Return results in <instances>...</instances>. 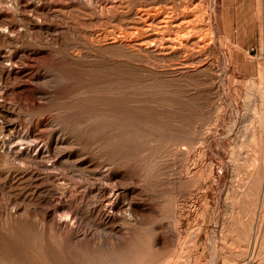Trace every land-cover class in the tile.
Masks as SVG:
<instances>
[{"label":"rangeland","instance_id":"374dc122","mask_svg":"<svg viewBox=\"0 0 264 264\" xmlns=\"http://www.w3.org/2000/svg\"><path fill=\"white\" fill-rule=\"evenodd\" d=\"M174 1L180 3L182 7V5L185 4V1H188V0H181V1L174 0ZM111 2L119 4V2H122V0H111ZM198 3H202L204 7V11L208 13V18L209 20H211L214 32H216L217 37L215 36L213 40L214 42L210 45V47L209 46L207 47V50H206L207 53L205 54L209 58V64L211 66L205 65L206 67L203 66L201 68L202 71L201 69L198 71L194 70L190 72L189 75L184 76V77L182 76V78L185 81L179 80L181 79V77L180 78L179 77L169 78L168 75H163V74L162 75L164 77L162 75H156V76L150 75L149 73L140 74L139 72L134 71L132 69L131 63L124 62L125 64H123V62L118 63L113 60H106V62L108 61L107 63L102 62L98 64V66L97 64L94 66H91L92 68L91 67L90 68L89 67L76 68L74 66H71L73 70L69 67L71 69L70 70L68 67L66 68L64 67L65 69H62V72L65 70L64 72H66L67 74L63 72L65 74L64 76V74L60 72L58 74L59 75L58 77H60L61 80L59 79V82H56L55 84L56 86H53V87L33 83L31 80V77L34 75L37 69H29V68L24 70L25 73L24 71L21 73V75L18 78L19 80L17 82L15 81V79H12L9 82L10 87H17V86L19 87V93L21 96L24 97L27 95L26 97H24V99L29 98L31 100V98H33L34 100L36 98L35 102L37 101L35 104L33 100L32 102L28 99H27L28 101L25 100L26 106H27L26 107L22 105L18 101V99L14 98L13 96H6L7 98L0 97V106H2L4 110H7L8 118L12 122L13 121L14 123L16 122L18 126L22 124L23 127H20V126L19 127L22 129H25L26 126L31 122V120L36 121L37 119H40V118L50 119L52 117L58 116L59 120L61 119L60 122L64 125L83 124L86 121L87 127H84V129H82L81 134L83 136L88 137L89 142L84 143L81 141L80 143L81 145L78 144L74 146L73 148H71L73 149L71 151L79 153L78 150H81L80 151L82 152L81 155L79 153L80 157L79 156L77 157L79 158L80 161H82L83 165H86L90 162L94 164L97 162H101L103 163V165L107 167L108 165L106 164L108 163L117 176L123 177V178L126 177L124 178V181L125 179L127 180L125 182L126 183L125 186L124 185L121 186V188L124 189V192H125L124 200L126 198L127 202H131L133 206L135 203L136 204L135 210L136 211L140 210L143 213L138 212L139 213L138 214L136 213L134 209H132V212H128L129 215L131 213V217H130L131 221L128 219H127L128 222H126L127 220L126 221L124 220L114 221L116 226H114L115 224L113 222L106 223L101 215L100 206H99V199H100V193H101L100 189L102 190V188L104 187V184H106L102 178V175L98 173L97 175L95 171H94L95 174H93L94 172L92 173L89 171L87 172V170L68 171V170H64V168H61L62 166L61 167L57 166V168L55 169V172L61 175H64V173L67 174V178L70 180V182L74 183L72 187V186L60 185L59 182H56L57 180L52 178V175L46 169L44 170L43 168L42 170V167L40 168V167L33 166L34 168L31 167L25 172L27 173L28 171L32 170L34 171L32 173L33 176L27 177L25 180H23L20 183V181H17L16 175L18 173H22L23 170L17 165L5 162L3 158L0 156V207L3 204V206L5 205L4 207L8 208L6 209L3 206H2L3 208L2 207L0 208V229H1L0 236L2 233L3 235H5V237L1 236L2 239L5 241V243L0 237V252H1L0 256L2 257V258L0 257V264H5V262L6 264H20V262L19 263L17 262L20 260H21V263L23 264H29V263L30 264H45V263L46 264H51V263L52 264L54 263L55 264H101V263L102 264H136V263L137 264H148V263L149 264H176L177 262H178L177 264H182V263L183 264H246V263L247 264H264V253H263L264 252V228H263L264 227V187H263L264 186V0H200L199 2H197V4ZM64 4L65 3H62V2L55 4L57 10L59 12L62 11L61 14L62 15L64 14V15H63L62 20H55V21L53 20V22L51 21L52 23L48 21H44V22L38 21L37 22L34 19H32V21H29L27 19V16L25 17L26 14H24L23 12L21 14L20 13L21 11H18V13H16L8 5L2 6L1 12L5 11L3 12L5 13L3 18L15 20L19 26L22 25L20 26L19 35L18 34L15 35L14 38L21 42H26V43L31 42L32 44H28V47L32 48L34 47L35 43L41 40L43 41L45 39H48L50 36L49 35L50 32L52 30H56V28H58L56 31L61 30L60 31L62 32L61 35L66 36V38H69L71 34H72L71 36H73L74 33H75L74 34L75 36L85 37V34L87 32L88 34H86V37L90 36L93 30L95 31L97 28L104 26L103 23H108V21H113V19L110 16H112V14L118 13L121 10V7L118 5L114 8H109L108 6L101 7L98 4H95L94 8L91 9V8H84L78 5L77 3H73V2L67 3L65 5ZM68 5H70V7ZM107 8H108V11H107ZM106 13H109V14H106ZM208 18H206L207 21H208ZM65 19L68 20L69 22L67 23ZM75 24L76 26L78 25V27H76ZM80 25L81 26L83 25V26L81 27ZM78 30L80 31L82 30L83 32L82 31L80 32ZM32 36H34V38ZM35 37L36 39L38 38V41L35 39ZM119 66H122V67L120 68ZM105 68L111 72H108ZM99 69H101L103 73L101 70H100L101 72H99L98 71ZM113 69L114 70L116 69L118 72L117 71L115 72ZM210 69L213 71L210 72ZM206 70H209V71H206ZM86 71L91 72V74L92 73L94 74L89 75L88 72ZM215 71L216 73H214ZM29 73L31 77H29ZM72 73L73 75H71ZM125 73H131V75L125 74ZM96 74H99V75H96ZM102 74H105V75H102ZM78 75H80L79 77L83 75V77L79 78ZM118 75H121L122 78ZM195 75L197 76L198 81L199 79H202V81L204 82L203 85L201 84L203 83L201 82V80H200L201 83L195 80L196 78ZM67 76H69L68 77L69 80H67ZM93 78H94V81H93ZM100 78L102 80L101 84L100 82H98L100 81ZM103 78L106 80H104ZM157 78L158 79L161 78V79L158 80ZM208 78H209V81H207ZM90 79L92 80L91 83L92 84L94 83L93 85L87 82ZM167 79L170 81H167ZM214 79L219 80V81H214ZM75 81L76 82L78 81V82L75 84L74 83ZM194 81H195V84H194ZM66 82L68 84H66ZM184 82H185V85H184ZM190 83H193V84H190ZM215 83L216 85L217 83L219 85L216 86ZM88 84H90V87L87 86ZM4 85L5 83L1 80V77H0V88L3 89ZM73 85H75V87H73ZM144 85L146 86L148 85V87L146 88L144 87ZM118 87H124V88L121 89ZM194 87L195 88L198 87V88L195 89ZM55 88H56V91H55ZM151 91H153L154 93L153 92L151 93ZM187 91L188 93L185 94V92ZM47 92L52 93L54 95L53 97L54 100L52 99L50 103L48 100L42 99L43 97L42 95H44ZM82 92H84L83 95H82ZM123 92L125 95H123ZM213 92H215L216 94L218 93L217 94L218 96L215 95V93ZM135 93L137 94L136 95L137 98L134 97ZM64 94L65 95L67 94L68 96L67 95L65 96ZM170 94L171 95L174 94V95L170 96ZM194 94H196V96ZM118 95L120 96L121 99L119 98ZM193 95L195 96L194 98H192ZM69 96H71V98L73 96L75 98L76 96H78L79 99L78 98L77 99L79 101L77 99H74L73 97V99L75 100L74 101L73 99L68 98ZM115 96H117L118 99ZM164 96L167 97L169 100H167V98H164ZM212 96H213V100L211 99ZM11 97L15 101L17 100L18 102L17 101L15 102ZM196 97L198 98V100ZM115 98L116 100L115 102H113ZM122 98L125 100V102L123 101ZM63 99L64 101L66 102L68 101V102L67 103L62 102ZM69 99H71L73 103L70 102L71 100ZM110 99H113V100H110ZM142 99H143V102H142ZM84 101H86V103ZM117 101L118 103L121 102L119 103L121 105L120 107ZM122 101L124 102V104L122 103ZM193 101L194 103H192ZM112 102L114 104H112ZM74 103L76 106L74 105ZM115 103L117 104V106ZM184 103H186L187 105ZM195 103L198 106L194 107ZM38 104H40V106ZM70 104L74 106H71ZM141 104H144V105H141ZM181 104H184V105H181ZM17 105H19L20 107ZM37 105L39 107H42L43 109H40ZM41 105H44V107ZM56 105H58V107ZM62 105H65V106H62ZM85 105H88V106L86 107ZM114 105L118 108H114ZM174 105L175 107H178V108H174ZM49 106L52 108H50ZM161 106H164V107L162 108ZM165 106H167L168 110ZM74 107H76L77 109ZM151 107H154V108H151ZM32 108L34 111L37 110L39 113L32 112L33 111ZM45 108L48 110L47 113L45 112ZM53 108H56V109H53ZM173 108L175 110H173ZM29 109H31V111ZM75 109H76V112H75ZM89 109H92V110L89 111L88 113L87 111ZM153 109L154 110L156 109L159 112V114L157 111H154ZM61 110L63 111L62 114H61L62 112ZM160 111H162L161 114H160ZM109 112H112V113H109ZM164 112L166 113V115ZM121 113L124 115L122 116ZM177 113L179 114L177 115ZM47 116L48 118H46ZM171 116L174 118H172ZM181 116L183 117L181 118ZM63 119H64V122H63ZM211 119H214V121ZM105 120H107L108 122H106ZM113 122H115L116 124ZM119 122L122 123V125L125 128L123 129L124 131L122 130L123 132L119 131V127H118L120 125ZM100 123H101V126H100ZM141 123L143 124V128H142ZM109 127H111L112 129H110ZM140 128L142 129L140 130ZM126 129L128 133L127 131H125ZM115 132L116 133L120 132L121 136H124L123 135L124 133H126V135L131 133V136H129V139L125 142H122V143L118 142L119 144L118 143L112 144L113 145V146L111 145L112 148L110 147V145L106 146V144L108 143V140L110 141L111 137L113 138L112 134H114ZM142 132H144L145 134ZM167 132L169 133V136L163 135V133L166 134ZM174 132H175V136L173 137L171 135H173ZM182 132H184L183 133L184 136ZM108 133H111V134H108ZM100 134L102 135L103 138L101 137ZM176 134H180V137L181 135L182 137L180 138L179 135L176 136ZM107 136L108 138L109 137L110 138L108 139ZM155 136H159L157 137L156 142L151 141L152 138H156ZM167 137H170V138H167ZM183 137L186 139V141L185 139H183ZM100 141L101 142L104 141L102 142L103 144ZM98 142H100V144H98ZM92 143L94 146L92 145ZM170 144H171V147H170ZM122 145L124 147H122ZM172 145H175L176 147ZM183 146H185L186 148ZM178 147L180 149H178ZM182 147H183V151L181 149ZM174 148L177 150H175ZM103 150L105 151V153ZM180 151H182V153ZM1 159L3 161H1ZM104 161H105V164H104ZM153 161H155V163ZM151 168L152 169L154 168V169L152 170ZM56 170L59 172H57ZM147 174L148 176H146ZM36 175H38L39 177ZM44 177H48V178L44 179ZM78 177L80 178L82 177V178L79 179ZM233 177H235V179ZM5 178L7 182L5 181ZM130 178L132 180H129ZM25 184L26 186H24ZM36 185L37 187H34ZM14 186L16 187L14 188ZM98 187H100L99 191H98ZM41 190L43 193L40 192ZM137 195H139V197H137ZM154 197L156 198L158 197L159 199L158 198L156 199ZM11 199H13L14 201ZM57 199H60V200L62 199V200L60 202V200H57ZM174 199H175V202H174ZM54 202H57V203H54ZM49 203L51 204L54 203V204L49 205ZM30 204L31 206H29ZM42 204H45V205L43 206ZM70 207L72 208L70 209ZM66 208L68 209V213L71 212L68 215H70V221L72 220L73 224L70 221H69V224H67L66 222L64 223L59 220V217H60L59 214L63 216V213L64 214L67 213ZM29 210H30V213H29ZM169 210L171 211L172 214L170 213ZM44 212L46 213L44 214ZM11 213H13L14 215ZM144 215L145 216L147 215V216L145 217ZM170 215H172L173 217H171ZM44 216L45 217L48 216V217L45 218ZM25 217L28 218V220L25 219ZM80 217H82V219ZM98 217L102 220H100ZM83 218H86V220ZM259 218L263 221H261ZM49 219H51L52 222L49 221ZM40 221L42 224L40 223ZM129 222L131 226H128L129 224L127 223ZM34 223H37V225H35ZM121 223H123L124 225ZM11 224L13 227H11ZM78 224L80 226H78ZM136 224L140 225L138 226L139 228L136 227ZM43 225L44 226L46 225L45 228L43 227ZM100 225L102 226V228ZM158 226H160V228H162L163 226V228L160 229ZM259 227H261L262 229H260ZM6 229H8V231ZM103 229L104 230L106 229L105 231L106 232L108 231V232L106 233L104 231L103 233ZM109 229H111L112 232ZM32 230L35 232V234H33ZM51 230H54V231L51 232ZM173 230L174 232L175 231L176 232L174 233ZM110 232L111 234L108 235ZM172 232L175 234V235L173 234L174 236H172L171 234ZM46 233L49 235L47 236ZM19 234L20 236H17ZM40 234H42V236L45 235V238L42 237ZM115 234L116 236L118 235L119 237L118 236L115 237ZM255 234L258 236H255ZM74 235H76L75 237L77 236L78 237L75 238L73 237ZM112 235H114V237ZM109 236H112L113 238L111 239V237ZM122 236L124 240L121 238ZM25 237L27 240L25 239ZM47 237L48 238L50 237V238L48 239ZM104 237L105 238L108 237V238L104 240L105 239ZM34 238H36L37 240H35ZM42 238H44V240ZM46 238L48 241L46 240ZM19 239L20 240L22 239V240L20 241ZM109 239H111L112 241H110ZM175 239L176 241L178 240V242H176ZM10 241H12L14 246L12 244L11 245L15 247L14 249L10 245L11 243ZM162 241H165V244ZM170 241L172 242L171 244H170ZM15 242H17V246H15L16 245ZM25 242L28 244L27 246L26 245L24 246L23 243ZM54 242H56L57 244H55ZM157 243L159 245H156ZM166 243H169L170 246ZM20 245L24 246L26 250L24 249V247H21ZM102 247L105 250H103ZM4 248H5V251L7 250V252L3 251ZM32 248L35 250H33ZM149 248L150 249L152 248V250H150ZM18 250H20V253L18 252ZM83 250L86 251V253ZM14 251L15 253H13ZM44 251L46 253H44ZM51 251L54 253H52ZM150 251H153V252H150ZM33 252L35 253V256L39 258L37 259L40 261H37V259L33 255L34 254ZM88 252H90L91 254H89ZM7 253H9V255L10 256L12 255V256L9 257ZM14 254H15V257H14ZM32 255L35 260L33 258L32 259L29 258V257H32ZM17 256L20 257V259ZM45 256L47 258L49 257V259H46ZM103 256H105V259ZM156 256L158 257L156 258ZM86 257H88V259ZM9 258L11 259L7 260ZM12 258L14 259L13 261H12ZM136 258H138L139 261ZM15 259H18V260H15ZM47 260H49L48 261L49 263L47 262ZM132 260H134V262L136 263H132L133 262ZM162 260L164 263L162 262Z\"/></svg>","mask_w":264,"mask_h":264},{"label":"bare ground","instance_id":"6f19581e","mask_svg":"<svg viewBox=\"0 0 264 264\" xmlns=\"http://www.w3.org/2000/svg\"><path fill=\"white\" fill-rule=\"evenodd\" d=\"M76 1V2H75ZM181 1V0H180ZM200 1V0H199ZM198 0H188L185 1V4L182 5L175 2L174 0H122V2H119V4L113 3L111 2V0H0V77L1 80L5 83L3 89L0 90V97H6V96H13L14 98H17L18 101L26 106V102L25 100H30L29 98L24 99V97L26 96H21L19 93V87H10L9 86V82L12 79H15V81L17 82L19 79V76L21 75V73L29 68V69H37L36 72L34 73V75L31 77L30 73H29V77H31V80L33 83L36 84H40V85H47V86H56V82H59L60 77H58L59 73L62 72V69H65L66 67H70L72 69L71 66H74L76 68L78 67H91L97 64H100L102 62H106V60H113L116 61L118 63H122L125 64L126 63H131L132 65V69L134 71L139 72L140 74L142 73H149L150 75H168L169 78L170 77H181V79L179 80H184L182 78V76H187L189 75L190 72L194 71V70H200L203 66L206 67L205 65H209V58L205 55L207 52V47L214 42V38L216 36V32H214L213 29V25L211 23V20H209L208 18V13L206 11H204V7L202 5V3H198ZM77 3L78 5L84 7V8H94L95 4H98L101 7L104 6H108L109 8H114L117 5L121 7V10L118 13L112 14V16H110L113 21H108V23H103L104 26L97 28L95 31L93 30L92 33L90 34V36L86 37V34H88L86 32L85 37H79V36H75L73 34V36L70 35L69 38H66V36H62L60 32L61 30L56 31L58 28H56V30H52L50 32V36L48 39L45 40H41L37 43L34 44V47L30 48L28 47V44H32L31 42H21L16 40L14 37L15 35H19L20 33V26L22 25H18L17 22L15 20L12 19H7V18H3L4 14L1 9L2 6L4 5H8L12 8V10H14L16 13H18V11H21L20 13L22 14V12L25 15V17L27 16V19L29 21H32V19H34L35 21H48V22H53V20H62L63 19V15L61 14V12H59L56 8L57 3ZM118 3V2H117ZM184 3V2H183ZM64 4V5H65ZM63 5V6H64ZM70 7V5H68ZM73 6V5H72ZM65 7V6H64ZM97 8V7H96ZM118 8V7H117ZM116 8V9H117ZM65 9V8H64ZM70 9V8H69ZM68 10V9H67ZM76 11V10H74ZM102 11V10H101ZM108 11V8H107ZM14 12V13H15ZM72 12V11H71ZM113 12V11H112ZM111 12V13H112ZM10 13V12H9ZM75 14V13H74ZM109 14V13H106ZM10 15V14H9ZM67 15V14H66ZM73 15V14H72ZM8 16V15H6ZM22 16V15H21ZM107 16V15H105ZM79 17V16H78ZM206 18H208V21L206 20ZM99 19V18H98ZM66 20V19H65ZM67 23L69 22L68 20H66ZM83 21V20H82ZM91 21V20H90ZM36 22V23H37ZM51 22V23H52ZM85 22V21H84ZM214 23V22H213ZM26 24V23H25ZM29 24V22H28ZM38 24V23H37ZM43 24V23H41ZM74 24V23H73ZM77 24V23H76ZM75 24V26H76ZM52 25V24H51ZM27 26V25H26ZM30 26V25H29ZM32 26V25H31ZM36 26V25H35ZM46 26V25H45ZM50 26V25H49ZM56 26V25H55ZM81 26V25H80ZM83 26V25H82ZM81 26V27H82ZM99 26V25H98ZM43 27V26H42ZM78 27V25L76 26ZM45 28V27H44ZM63 28V27H62ZM215 28V27H214ZM40 29V28H39ZM66 29V28H65ZM76 29V28H75ZM46 30V29H45ZM69 30V29H68ZM67 30V31H68ZM85 30V29H83ZM91 30V29H90ZM31 31V30H30ZM64 31V30H63ZM75 31V30H74ZM80 31V30H78ZM82 31V30H81ZM80 31V32H81ZM27 32V31H26ZM42 32V30H41ZM83 32V31H82ZM64 33V32H63ZM79 33V32H77ZM81 34V33H80ZM214 34V35H213ZM78 35V34H77ZM20 37V36H18ZM17 37V38H18ZM34 38V36H32ZM68 37V36H67ZM217 37V36H216ZM31 38V37H29ZM36 39V37H35ZM40 39V38H39ZM43 39V38H42ZM23 40V39H22ZM38 41V38L36 39ZM35 40V41H36ZM32 41V40H31ZM212 48V47H211ZM210 49V48H209ZM211 50V49H210ZM209 50V51H210ZM209 53V52H208ZM216 54V53H215ZM43 59V60H42ZM220 60V59H219ZM108 62V61H107ZM106 62V63H107ZM110 64V63H109ZM227 64V63H226ZM117 65V64H116ZM208 66V67H209ZM227 66V65H226ZM65 67V68H64ZM111 67V66H110ZM120 68L122 66H119ZM118 67V68H119ZM128 67V66H127ZM125 67V68H127ZM69 68V69H70ZM92 68V67H91ZM114 68V67H112ZM117 68V69H118ZM210 68V67H209ZM212 68V67H211ZM70 69V70H71ZM106 69V68H105ZM111 69V68H110ZM129 69V68H127ZM206 69V68H205ZM68 70V69H67ZM69 70V71H70ZM73 70V69H72ZM78 70V69H77ZM101 69H99L98 71H100ZM104 70V69H103ZM107 70V69H106ZM114 70V69H113ZM124 70V69H123ZM132 70V71H133ZM65 71V70H64ZM63 71V72H64ZM108 71V70H107ZM106 71V72H107ZM115 72L117 71L116 69L114 70ZM120 71V70H119ZM202 71V69H201ZM209 71V70H206ZM213 70L210 69V72H212ZM62 72V73H63ZM74 72V71H72ZM78 72V71H77ZM88 72V71H86ZM95 72V71H94ZM111 72V71H108ZM118 72V71H117ZM25 73V71H24ZM66 73V72H64ZM63 73V74H64ZM83 73V72H82ZM103 73V71H102ZM120 73V72H119ZM197 73V72H196ZM216 73V71L214 72ZM224 73V72H223ZM67 74V73H66ZM78 74V73H77ZM89 75H92L94 73L91 74V72H88ZM125 74H129L131 75V73H125ZM135 74V73H133ZM194 74V73H193ZM198 74V73H197ZM202 74V73H201ZM73 75V73L71 74ZM76 75V73H75ZM74 75V76H75ZM99 75V74H96ZM105 75V74H102ZM111 75V74H110ZM114 75V74H112ZM139 75V74H138ZM162 75V76H163ZM211 75V73H210ZM215 75V74H213ZM23 76V75H22ZM21 76V77H22ZM65 76V74H64ZM72 76V77H74ZM80 75H78L79 77ZM101 76V75H100ZM117 76V75H116ZM121 77V75H118ZM140 76V75H139ZM196 76V75H195ZM194 76V77H195ZM28 77V75H27ZM69 76H67V80ZM83 77V75L81 76ZM79 77V78H81ZM95 77V76H93ZM104 77V76H102ZM101 77V78H102ZM115 77V76H114ZM158 77V76H157ZM160 77V76H159ZM164 77V76H163ZM193 77V76H192ZM199 77V76H198ZM62 78V77H61ZM92 78V77H91ZM101 78H100V84H101ZM116 78V77H115ZM122 78V77H121ZM120 78V79H121ZM125 78V77H124ZM129 78V77H128ZM132 78V77H131ZM136 78V77H135ZM139 78V77H137ZM151 78V77H150ZM162 78V77H161ZM159 78V79H161ZM188 78V77H186ZM185 78V79H186ZM197 78V76H196ZM195 80L198 81V78ZM214 78V77H213ZM220 78V77H219ZM30 79V78H28ZM97 79V78H96ZM99 79V77H98ZM104 79V78H103ZM112 79V78H111ZM127 79V78H126ZM148 79V78H147ZM152 79V78H151ZM158 79V78H157ZM158 79V80H159ZM164 79V78H163ZM174 79V78H173ZM190 79V78H189ZM212 79V78H211ZM61 80V79H60ZM75 80V79H74ZM86 80V79H85ZM106 80V79H104ZM109 80V79H108ZM115 80V79H114ZM123 80V79H122ZM133 80V79H132ZM131 80V81H132ZM157 80V81H158ZM175 80V79H174ZM173 80V81H174ZM194 80V79H193ZM192 80V81H193ZM203 82L202 79H199L198 82ZM204 80V79H203ZM23 81V80H22ZM30 81V80H29ZM28 81V82H29ZM82 81V80H81ZM91 79L87 82L91 83ZM94 81V78H93ZM134 81V80H133ZM136 81V80H135ZM143 81V80H142ZM149 81V80H148ZM155 81V80H154ZM166 81V79H165ZM167 81H170L167 79ZM185 81V80H184ZM196 81V82H197ZM207 81H209V78L207 79ZM214 81H219V80H215ZM13 82V81H12ZM11 82V83H12ZM78 82V81H77ZM76 81L74 82L75 84L77 83ZM86 82V81H85ZM86 82V83H87ZM140 82V81H139ZM147 82V81H146ZM156 82V81H155ZM182 82V81H181ZM191 82V81H189ZM200 82V83H201ZM20 83V82H19ZM97 83V82H96ZM142 83V82H141ZM187 83V81H186ZM198 83V84H200ZM21 84V83H20ZM66 84H68L66 82ZM90 84H88L87 86L90 87ZM94 84V83H93ZM92 84V85H93ZM103 84V83H102ZM108 84V83H106ZM152 84V83H151ZM150 84V85H151ZM161 84V83H160ZM182 84V83H181ZM193 84V83H190ZM195 84V81H194ZM202 85L204 84L201 83ZM63 85V84H62ZM72 85V84H71ZM82 85V83H81ZM97 85V84H95ZM136 85V84H135ZM138 85V84H137ZM169 85V83H168ZM175 85V84H174ZM183 85V84H182ZM185 85V82H184ZM183 85V86H184ZM188 85V84H187ZM201 85V86H202ZM216 85V83H215ZM219 84L217 83L216 86H218ZM20 86V85H19ZM29 86V85H28ZM33 86V85H32ZM99 86V85H97ZM109 86V85H108ZM112 86V85H111ZM110 86V87H111ZM155 86V85H154ZM197 86V85H196ZM37 87V86H36ZM73 87H75V85H73ZM94 87V86H93ZM144 87H148V85H144ZM151 87V86H150ZM157 87V86H156ZM155 87V88H156ZM160 87V86H159ZM175 87V86H174ZM68 88V87H67ZM87 88V87H86ZM107 88V87H105ZM118 88H124V87H118ZM170 88V87H169ZM179 88V87H178ZM177 88V89H178ZM181 88V86H180ZM183 88V87H182ZM195 88V87H194ZM193 88V89H194ZM198 88V87H196ZM195 88V89H196ZM21 89V88H20ZM28 89V88H27ZM80 89V88H79ZM83 89V88H82ZM85 89V88H84ZM109 89V88H108ZM150 89V88H149ZM185 89V88H184ZM23 90V88H22ZM39 90V89H38ZM70 90V89H69ZM68 90V91H69ZM87 90V89H86ZM151 90V89H150ZM157 90V89H156ZM169 90V89H168ZM172 90V89H171ZM175 90V89H173ZM183 90V89H182ZM213 90V89H212ZM25 91V90H24ZM27 91V90H26ZM30 91V90H28ZM46 91V89H45ZM56 91V88H55ZM75 91V90H74ZM83 91V90H81ZM104 91V90H103ZM160 91V90H159ZM162 91V90H161ZM177 91V90H175ZM186 91V90H185ZM194 91V90H193ZM214 91V90H213ZM50 92V91H49ZM54 92V91H53ZM58 92V91H57ZM87 92V91H86ZM99 92V91H98ZM131 92V90H130ZM129 92V93H130ZM149 92V91H147ZM153 91H151L152 93ZM209 92V91H208ZM207 92V93H208ZM219 92V91H218ZM22 93V92H21ZM24 93V92H23ZM26 93V92H25ZM40 93V92H39ZM76 93V92H75ZM84 92H82L83 95ZM102 93V92H101ZM117 93V92H116ZM128 93V94H129ZM141 93V92H140ZM139 93V94H140ZM154 93V92H153ZM163 93V92H162ZM169 93V92H168ZM172 93V91H171ZM188 93L185 92V94ZM191 93V92H189ZM215 93V92H213ZM44 94V93H43ZM68 94V93H67ZM66 94V95H67ZM70 94V93H69ZM78 94V93H77ZM81 94V93H80ZM127 94V93H126ZM133 94V93H131ZM138 94V96H139ZM148 94V93H147ZM161 94V93H160ZM175 94V93H174ZM173 94V95H174ZM184 94V93H183ZM182 94V95H183ZM197 94V93H196ZM196 94H194L196 96ZM218 94V93H217ZM215 93V95H217ZM23 95V94H22ZM33 95V94H31ZM65 95V94H64ZM65 95V96H66ZM71 95V94H70ZM74 95V94H73ZM99 95V94H98ZM103 95V94H102ZM101 95V96H102ZM115 95V94H114ZM117 95V94H116ZM123 95L124 92H123ZM137 94L135 93V96ZM141 95V94H140ZM170 94V96H173ZM193 95L192 98H194L195 96ZM199 95V93H198ZM40 96V95H39ZM42 99H46L50 101L53 99L54 95L52 93H45L44 95H42ZM68 96V95H67ZM119 96V95H118ZM169 96V97H170ZM214 96V95H213ZM213 96H212V100H213ZM218 96V95H217ZM34 97V96H33ZM62 97V96H61ZM74 97V96H73ZM73 97L71 98V96H69L68 98L73 99ZM80 97V96H79ZM87 97V96H86ZM117 97V96H115ZM126 97V96H125ZM185 97V96H184ZM198 97V96H197ZM196 97V98H197ZM200 97V96H199ZM205 97V96H204ZM7 98V97H6ZM12 98V97H11ZM57 98V97H56ZM78 96H76V98L74 97V99H77ZM83 98V96H82ZM81 98V99H82ZM91 98V97H89ZM109 98V97H108ZM120 98V96H119ZM124 98V97H123ZM122 98V99H123ZM141 98V97H140ZM149 98V96H148ZM155 98V97H154ZM164 98H167L164 96ZM171 98V97H170ZM190 98V97H189ZM3 99V98H2ZM10 99V98H8ZM13 99V98H12ZM11 99V100H12ZM36 99V98H35ZM35 99L33 100V98H31V102L32 100L35 102ZM40 99V98H39ZM69 99V100H71ZM73 99V100H74ZM79 99V98H78ZM77 99V100H78ZM80 99V100H81ZM103 99V98H102ZM118 99V97H117ZM121 99V98H120ZM119 99V100H120ZM131 99V98H130ZM152 99V98H151ZM161 99V97H160ZM172 99V98H171ZM170 99V100H171ZM204 99V98H203ZM10 100V101H11ZM14 100V99H13ZM27 100V101H28ZM54 100V99H53ZM57 100V99H55ZM66 100V99H65ZM90 100V99H89ZM96 100V99H95ZM113 100V99H110ZM116 98L114 99L113 102H115ZM167 100H169L167 98ZM187 100V99H186ZM198 100V98H197ZM200 100V99H199ZM210 100V99H209ZM15 101V100H14ZM17 101V100H16ZM15 101V102H16ZM17 101V102H18ZM42 101V100H41ZM75 101V100H74ZM79 101V100H78ZM82 101V100H81ZM123 101L125 102V100L123 99ZM122 101V103L124 104V102ZM129 101V100H128ZM127 101V102H128ZM137 101V100H136ZM145 101V100H144ZM150 101V100H149ZM161 101V100H160ZM219 101V100H218ZM4 102V101H3ZM37 102V101H36ZM35 102V104H36ZM64 103H67L66 101H63ZM72 102V100L70 101ZM69 102V103H70ZM86 103V101H84ZM112 102V104H114ZM138 102V101H137ZM143 102V99H142ZM156 102V101H154ZM191 102V101H190ZM9 103V102H8ZM29 103V102H27ZM54 103V102H53ZM63 103V104H64ZM73 103V102H72ZM77 103V102H76ZM110 103V102H109ZM118 103V101H117ZM121 103V102H119ZM118 103V104H119ZM132 103V102H131ZM136 103V102H135ZM149 103V102H148ZM158 103V102H157ZM162 103V102H161ZM164 103V102H163ZM175 103V102H174ZM173 103V104H174ZM194 103V101L192 102ZM11 104V103H10ZM31 104V103H30ZM34 104V105H35ZM42 104V103H41ZM44 104V103H43ZM56 104V103H55ZM62 104V103H60ZM83 104V103H82ZM81 104V105H82ZM116 104V103H115ZM127 104V103H126ZM134 104V103H133ZM140 104V103H139ZM176 104V103H175ZM178 104V103H177ZM186 104V103H184ZM181 104V105H184ZM199 104V102H198ZM202 104V103H201ZM5 105V104H4ZM14 105V104H13ZM21 105V106H22ZM32 105V104H31ZM40 106V104H38ZM37 105V106H38ZM47 105V104H46ZM52 105V104H51ZM54 105V104H53ZM59 105V104H58ZM58 105H56L58 107ZM67 105V104H66ZM71 105V104H70ZM75 105V103H74ZM71 105V106H74ZM97 105V104H96ZM99 105V104H98ZM102 105V103H101ZM132 105V104H131ZM144 105V104H141ZM180 105V104H179ZM187 105V104H186ZM8 106V105H7ZM6 106V107H7ZM19 106V105H17ZM38 106V107H39ZM44 107V105H41ZM48 106V105H47ZM65 106V105H62ZM70 106V107H71ZM76 106V105H75ZM86 107L88 105H85ZM91 106V105H90ZM108 106V105H107ZM117 106V104H116ZM114 105V108H118ZM121 105L119 104V107ZM147 106V105H146ZM150 106V105H149ZM171 106V105H170ZM198 106L196 103L194 104V107ZM224 106V105H223ZM5 107V106H4ZM20 107V106H19ZM27 107V106H26ZM46 107V106H45ZM50 107V106H49ZM48 107V109H49ZM55 107V106H54ZM69 107V105H68ZM67 107V108H68ZM92 107V106H91ZM90 107V108H91ZM94 107V106H93ZM134 107V106H133ZM162 108L164 106H161ZM167 108V106H165ZM200 107V106H199ZM23 108V107H22ZM35 108V107H33ZM32 108V110H33ZM40 109H43L42 107H39ZM47 108V107H46ZM45 108V112L47 113V109ZM52 108V107H50ZM64 108V107H63ZM66 108V109H67ZM72 108V107H71ZM76 108V107H74ZM89 108V107H88ZM154 108V107H151ZM161 108V109H162ZM172 108V107H170ZM174 108H178L175 107ZM173 108V110H175ZM183 108V107H182ZM27 109V108H26ZM56 109V108H53ZM61 109V108H60ZM77 109V108H76ZM75 109V112H76ZM98 109V108H97ZM105 109V108H104ZM146 109V107H145ZM31 111V109H29ZM28 110V111H29ZM63 110V109H62ZM61 110V111H62ZM70 110V109H69ZM92 109H89L87 112L89 113V111H91ZM109 110V109H108ZM117 110V109H115ZM126 110V109H125ZM132 110V108H131ZM151 110V109H150ZM154 110V109H153ZM152 110V111H153ZM163 110V109H162ZM168 110V108H167ZM166 110V111H167ZM179 110V109H178ZM182 110V109H181ZM180 110V111H181ZM186 110V109H185ZM189 110V109H188ZM193 110V108H192ZM208 110V109H207ZM24 111V110H23ZM27 111V112H28ZM52 111V110H51ZM59 111V112H61ZM79 111V110H78ZM77 111V112H78ZM143 111V110H142ZM154 111H157L156 109ZM171 111V110H170ZM169 111V112H170ZM187 111V110H186ZM12 112V111H11ZM32 112H38L36 111H32ZM42 112V111H41ZM40 112V113H41ZM50 112V111H49ZM95 112V111H94ZM119 112V111H118ZM121 112V110H120ZM127 112V111H126ZM158 112V111H157ZM162 111H160L161 114ZM168 112V111H167ZM174 112V111H172ZM178 112V111H177ZM202 112V111H201ZM207 112V111H206ZM39 113V112H38ZM58 113V112H57ZM63 113V111L61 112V114ZM71 113V112H70ZM83 113V112H82ZM85 113V112H84ZM86 113V114H88ZM91 113V112H90ZM97 113V112H96ZM112 113V112H109ZM117 113V112H116ZM123 113V112H122ZM121 115L123 116L124 114ZM165 113V112H164ZM163 113V115H164ZM185 113V112H184ZM11 114V113H10ZM15 114V113H14ZM29 114V113H28ZM72 114V113H71ZM79 114V113H78ZM92 114V113H91ZM155 114V112H154ZM159 114V112H158ZM179 113H177L178 115ZM183 114V113H182ZM203 114V113H202ZM20 115V114H19ZM49 115V114H48ZM75 115V114H73ZM98 115V114H97ZM100 115V114H99ZM111 115V114H110ZM113 115V114H112ZM115 115V113H114ZM119 115V113H118ZM166 115V113H165ZM176 115V114H174ZM189 115V114H188ZM11 116V115H10ZM24 116V115H22ZM45 116V115H44ZM65 116V115H64ZM72 116V115H71ZM117 116V114H116ZM151 116V115H150ZM156 116V115H155ZM162 116V115H161ZM180 116V115H179ZM178 116V117H179ZM190 116V115H189ZM61 117V116H60ZM75 117V116H74ZM81 117V116H80ZM107 117V116H106ZM120 117V115H119ZM147 117V116H146ZM164 117V116H163ZM170 117V115H169ZM172 117V116H171ZM183 116H181L182 118ZM187 117V116H186ZM211 117V116H210ZM219 117V116H218ZM19 118V117H18ZM33 118V117H32ZM48 118V116L46 117ZM77 118V117H76ZM122 118V117H121ZM166 118V116H165ZM174 118V117H172ZM176 118V117H175ZM212 118V117H211ZM214 118V117H213ZM217 118V117H216ZM220 118V117H219ZM36 119V118H35ZM71 119V118H70ZM79 119V118H78ZM100 119V118H99ZM126 119V118H125ZM137 119V118H136ZM168 119V118H167ZM171 119V118H170ZM169 119V120H170ZM215 119V118H214ZM214 119H211L214 121ZM26 120V119H25ZM61 120V119H60ZM59 117H52L50 119H45V118H40L37 119L36 121L31 120V122L26 126L25 129H22L20 127H23V125H17L16 122L14 123V121L12 122L9 118H8V113L7 110H4L2 106H0V156L3 158V160L5 162L14 164L19 166L22 170L20 172L22 173H18L16 175V179L17 181H20V183L25 180L27 177L29 176H33L32 173L34 171H28L27 173H25L29 168L35 166V167H42V170L44 168V170L46 169L51 175L52 178H54L55 180H57L56 182H59L60 185H66V186H72L74 185V183L70 182V180L67 178V174L64 173V175H61L59 173L55 172V169L57 168V166L64 168V170H68V171H83V170H87V172H96V174H100L102 175L103 180L105 181L106 184H104V187L102 188V190L100 189L101 193H100V199H99V206H100V212L101 215L103 217V219L105 220L106 223H110L117 220H124L126 221L127 219L130 220L131 218V213L129 215L128 212H132V209L135 210L136 204L134 203V206L131 202H127V199L125 198L124 200V189L121 188L122 185L125 186V182L127 181L124 178L126 177H119L116 175V173L112 170V168L109 166V164L107 163L106 165H108L107 167L105 165H103V163L101 162H97V163H88L86 165H83L82 161L79 160V158L77 156H79V153L81 155L82 152H80L81 150H78L79 153L76 152H72L71 148H73L76 145H81V141L84 143H88L89 142V138L86 136H83L81 134L82 129H84V127H87V122L85 121L83 124H69V125H64L60 122ZM74 120V119H73ZM119 120V119H118ZM129 120V119H128ZM157 120V119H156ZM173 120V119H172ZM180 120V119H179ZM177 120V121H179ZM70 121V120H69ZM77 121V120H76ZM106 122H108L107 120H105ZM133 121V120H132ZM64 122V119H63ZM71 122V121H70ZM116 122V121H115ZM113 122V123H115ZM124 122V121H123ZM127 122V121H126ZM131 122V121H130ZM169 122V121H168ZM23 123V122H22ZM120 123V122H119ZM66 124V123H65ZM68 124V123H67ZM104 124V123H103ZM108 124V123H107ZM116 124V123H115ZM140 124V123H139ZM142 124V123H141ZM145 124V123H144ZM118 125V124H117ZM134 125V124H132ZM90 126V125H89ZM101 126V123H100ZM111 126V125H110ZM128 126V125H127ZM152 126V124H151ZM150 126V127H151ZM25 127V126H24ZM83 127V128H82ZM92 127V126H91ZM119 127V131H122L124 128V126L122 125V123H120ZM132 127V126H131ZM130 127V128H131ZM136 127V126H134ZM140 127V126H139ZM162 127V126H161ZM110 129H112L111 127H109ZM128 128V127H127ZM133 128V127H132ZM142 128H143V124H142ZM140 128V130L142 129ZM149 128V127H148ZM154 128V127H153ZM88 129V128H87ZM102 129V128H101ZM100 129V130H101ZM129 129V128H128ZM138 129V128H136ZM145 129V128H144ZM177 129V128H176ZM150 130V129H149ZM148 130V131H149ZM183 130V129H182ZM99 131V130H97ZM124 131V130H123ZM122 131V132H123ZM127 131V129L125 130ZM130 131V130H129ZM132 131V130H131ZM181 131V130H180ZM186 131V130H185ZM184 131V132H185ZM95 132V131H94ZM182 132V134L184 133ZM190 132V131H189ZM208 132V131H206ZM63 133V134H62ZM107 133V132H106ZM112 133V132H111ZM108 133V134H111ZM128 133V131H127ZM130 133V132H129ZM144 133V132H142ZM158 133V132H157ZM168 133V132H167ZM169 136V133L168 135ZM177 133V132H176ZM91 134V133H90ZM104 134V133H103ZM145 134V133H144ZM181 134V133H180ZM180 134H176L179 135ZM204 134V133H203ZM63 135V136H62ZM67 135V136H66ZM101 135V134H100ZM99 135V136H100ZM124 136H121L120 132H115L114 134H112L113 138L111 137L110 141L108 140L107 145H111L115 144V143H122L125 142L129 139V136H131L130 134L124 133ZM134 135V134H133ZM138 135V134H137ZM148 135V134H147ZM155 135V134H154ZM98 136V137H99ZM121 136V137H120ZM135 136V135H134ZM165 136V137H166ZM171 136H175V132L173 135ZM184 136V134H183ZM197 136V135H196ZM202 136V135H201ZM90 137V136H89ZM97 137V136H96ZM102 137V135H101ZM124 137V138H123ZM145 137V136H144ZM156 138H152L151 141H155L157 140V137L159 136H155ZM178 137V138H179ZM182 137V135H181ZM180 137V138H181ZM103 138V137H102ZM108 138V136H107ZM110 138V137H109ZM108 138V139H109ZM131 138V137H130ZM170 138V137H167ZM202 138V137H201ZM93 139V138H92ZM98 139V138H97ZM100 139V138H99ZM133 139V138H132ZM151 139V138H150ZM162 139V138H161ZM165 139V138H164ZM175 139V138H174ZM173 139V140H174ZM183 139H185L183 137ZM192 139V138H191ZM203 139V138H202ZM205 139V138H204ZM131 140V139H130ZM180 140V139H179ZM105 141V140H104ZM102 141V142H104ZM186 141V139H185ZM201 141V140H200ZM199 141V142H200ZM101 142V141H100ZM100 142H98V144H100ZM101 142V143H102ZM144 142V141H142ZM173 142V141H172ZM179 142V141H177ZM182 142V141H181ZM91 143V142H90ZM168 143V141H167ZM103 144V143H102ZM119 144V143H118ZM149 144V143H148ZM152 144V143H151ZM93 145V143H92ZM145 145V144H144ZM155 145V144H154ZM176 145V144H175ZM175 145H172L174 147H176ZM200 145V144H199ZM94 146V145H93ZM96 146V145H95ZM105 146V147H106ZM113 146V145H112ZM180 146V145H179ZM109 147V148H110ZM116 147V146H115ZM122 147H124L122 145ZM141 147V146H140ZM157 147V146H156ZM171 147V144H170ZM185 147V146H183ZM183 147L181 148L183 151ZM196 147V146H195ZM108 148V149H109ZM112 148V147H111ZM137 148V147H136ZM186 148V147H185ZM103 149V148H102ZM117 149V148H116ZM121 149V147H120ZM126 149V148H125ZM145 149V148H144ZM156 149V148H155ZM175 149V148H174ZM178 149H180L178 147ZM69 150V151H68ZM76 150V149H75ZM93 150V149H91ZM129 150V149H128ZM148 150V149H147ZM177 150V149H175ZM197 150V149H196ZM67 151V152H66ZM83 151V150H82ZM104 151V150H103ZM102 151V152H103ZM124 151V150H123ZM182 151H180L182 153ZM84 152V151H83ZM189 152V150H188ZM105 153V151H104ZM103 153V154H104ZM112 153V152H111ZM131 153V151H130ZM165 153V152H164ZM118 154V153H117ZM180 155V154H179ZM241 155V154H240ZM168 156V155H167ZM170 156V155H169ZM80 157V156H79ZM91 157V156H90ZM182 157V156H181ZM87 158V157H85ZM103 158V157H102ZM107 158V157H106ZM105 158V159H106ZM263 158V157H262ZM95 159V158H94ZM157 159V158H156ZM1 159V161H3ZM93 160V159H92ZM155 160V159H154ZM256 160V159H255ZM90 161V160H89ZM94 161V160H93ZM155 163V161H153ZM114 163V161H113ZM105 164V161H104ZM111 165V164H110ZM120 165V164H119ZM234 166V165H233ZM123 167V166H122ZM34 168V167H33ZM150 168V167H149ZM184 168V167H183ZM182 168V169H183ZM238 168V167H237ZM142 169V168H141ZM152 169V168H151ZM154 169V168H153ZM152 169V170H153ZM36 170V169H35ZM60 170V169H59ZM57 171V170H56ZM117 171V170H115ZM122 171V170H121ZM239 171V170H238ZM258 171V170H257ZM2 172V171H1ZM46 172V171H45ZM59 172V171H57ZM86 172V171H85ZM95 172L93 174H95ZM127 172V171H126ZM141 172V171H140ZM176 172V171H175ZM11 173V172H10ZM16 173V172H15ZM38 173V172H37ZM151 173V172H150ZM12 174V173H11ZM31 174V175H29ZM43 174V173H41ZM69 174V173H68ZM97 174V175H98ZM129 174V172H128ZM127 174V175H128ZM181 174V173H180ZM183 174V173H182ZM13 175V174H12ZM123 175V174H122ZM144 175V174H142ZM4 176V175H3ZM9 176V175H8ZM38 176V175H36ZM41 176V175H40ZM74 176V175H73ZM88 176V175H87ZM91 176V174H90ZM94 176V175H93ZM96 176V175H95ZM148 176V174L146 175ZM166 176V175H165ZM172 176V175H171ZM175 176V175H174ZM247 176V175H246ZM258 176V175H257ZM6 177V176H5ZM39 177V176H38ZM128 177V176H127ZM131 177V176H130ZM155 177V176H154ZM160 177V176H159ZM163 177V176H162ZM178 177V176H177ZM183 177V176H182ZM13 178V177H12ZM48 178V177H44ZM50 178V177H49ZM70 178V177H69ZM72 178V177H71ZM79 179H81L80 177H78ZM86 178V176H85ZM89 178V177H88ZM129 178V177H128ZM145 178V177H144ZM158 178V176H157ZM235 179V177H233ZM10 179V178H9ZM41 179V178H40ZM90 179V178H89ZM94 179V178H93ZM176 179V177H175ZM249 179V178H248ZM258 179V177H257ZM4 180V178H3ZM29 180V179H28ZM33 180V179H32ZM31 180V181H32ZM91 180V179H90ZM129 180H132L131 178ZM137 180V179H136ZM135 180V181H136ZM174 180V179H173ZM237 180V179H236ZM6 181V178H5ZM10 181V180H9ZM13 181V180H12ZM97 181V180H95ZM149 181V180H148ZM163 181V180H162ZM204 181V180H203ZM233 181V180H232ZM7 182V181H6ZM41 182V181H40ZM55 182V181H54ZM100 182V181H99ZM131 182V181H130ZM153 182V181H152ZM9 183V182H8ZM38 183V182H36ZM82 183V182H81ZM139 183V182H138ZM147 183V182H146ZM232 183V182H231ZM16 184V183H15ZM27 184V182H26ZM26 184L24 186H26ZM40 184V183H38ZM79 184V183H77ZM102 184V183H101ZM30 185V184H29ZM28 185V186H29ZM129 185V183H128ZM19 186V185H18ZM23 186V187H24ZM81 186V185H80ZM145 186V185H144ZM16 186H14L15 188ZM34 187H37L34 186ZM47 187V186H46ZM51 187V186H50ZM96 187V186H95ZM102 187V186H101ZM264 187V186H263ZM11 188V186H10ZM18 188V187H17ZM31 188V187H30ZM77 188V187H76ZM81 188V187H80ZM98 187V191H99ZM13 189V187H12ZM24 189V188H22ZM36 189V188H35ZM79 189V188H78ZM10 190V189H9ZM32 190V189H31ZM62 190V189H61ZM70 190V189H69ZM89 190V189H88ZM87 190V191H88ZM15 191V190H14ZM17 191V190H16ZM22 191V190H21ZM54 191V190H53ZM63 191V190H62ZM72 191V190H71ZM74 191V190H73ZM28 192V191H26ZM31 192V191H30ZM35 192V190H34ZM42 192V190L40 191ZM52 192V191H51ZM70 192V191H69ZM77 192V190H76ZM81 192V191H80ZM39 193V192H38ZM43 193V192H42ZM91 193V192H90ZM158 193V192H157ZM255 193V192H254ZM11 194V193H10ZM26 194V193H25ZM24 194V195H25ZM36 194V193H35ZM53 194V193H51ZM55 194V193H54ZM65 194V193H63ZM70 194V193H69ZM73 194V193H72ZM129 194V193H128ZM134 194V193H133ZM7 195V194H6ZM9 195V194H8ZM31 195V194H30ZM59 195V193H58ZM81 195V194H80ZM86 195V194H85ZM88 195V194H87ZM90 195V194H89ZM99 195V194H98ZM22 196V195H21ZM37 196V195H36ZM69 196V195H68ZM154 196V195H153ZM158 196V195H157ZM26 197V196H25ZM29 197V196H28ZM48 197V196H47ZM51 197V196H50ZM79 197V196H77ZM85 197V196H84ZM133 197V196H132ZM137 197H139V195H137ZM143 197V196H141ZM44 198V197H43ZM58 198V197H56ZM71 198V196H70ZM98 198V197H97ZM156 198V197H154ZM153 198V199H154ZM158 198V197H157ZM156 198V199H157ZM31 199V198H30ZM36 199V198H34ZM49 199V198H48ZM55 199V198H53ZM76 199V198H75ZM82 199V197H81ZM88 199V198H87ZM86 199V200H87ZM130 199V198H129ZM159 199V198H158ZM161 199V198H160ZM176 199V198H175ZM174 199V202H175ZM6 200V199H5ZM13 200V199H11ZM28 200V199H27ZM60 200V199H57ZM62 200V199H61ZM60 200V202H61ZM134 200V199H132ZM168 200V199H167ZM14 201V200H13ZM17 201V200H16ZM19 201V200H18ZM31 201V200H30ZM29 201V203H30ZM44 201V200H43ZM53 201V200H52ZM71 201V200H70ZM95 201V200H94ZM23 202V201H22ZM26 202V201H25ZM24 202V203H25ZM28 202V201H27ZM34 202V201H33ZM59 202V203H60ZM78 202V201H77ZM76 202V203H77ZM83 202V201H82ZM89 202V201H88ZM97 202V201H96ZM3 203V202H1ZM16 203V202H15ZM20 203V202H19ZM28 203V204H29ZM35 203V202H34ZM41 203V202H40ZM52 203V202H51ZM49 203V205L51 204ZM57 203V202H54ZM53 203V204H54ZM168 203V202H166ZM171 203V202H169ZM18 204V203H17ZM21 204V203H20ZM47 204V203H46ZM51 204V205H53ZM81 204V203H80ZM85 204V203H84ZM139 204V203H137ZM43 206L45 204H42ZM48 205V204H47ZM58 205V204H56ZM55 205V206H56ZM65 205V204H64ZM73 205V204H72ZM144 205V203H143ZM162 205V204H160ZM182 205V204H181ZM3 206V204H2ZM1 206V207H2ZM5 206V205H4ZM3 206V207H4ZM8 206V205H7ZM24 206V204H23ZM31 206V204L29 205ZM38 206V205H37ZM80 206V205H79ZM98 206V205H97ZM148 206V205H146ZM0 207V208H1ZM2 207V208H3ZM17 207V205H16ZM15 207V208H16ZM81 207V206H80ZM84 207V206H83ZM94 207V206H93ZM151 207V206H150ZM6 208V207H4ZM14 208V209H15ZM24 208V207H23ZM50 208V207H49ZM65 208V207H64ZM72 207H70L71 209ZM77 208V206H76ZM142 208V207H141ZM146 208V207H145ZM144 208V209H145ZM180 208V207H179ZM8 209V208H6ZM17 209V208H16ZM15 209V210H16ZM19 209V208H18ZM44 209V208H43ZM79 209V207H78ZM84 209V208H83ZM93 209V208H92ZM99 209V207H98ZM137 209V208H136ZM143 209V210H144ZM152 209V208H151ZM10 210V209H9ZM12 210V209H11ZM20 210V209H19ZM35 210V208H34ZM53 210V209H52ZM57 210V209H56ZM75 210V209H74ZM138 210V209H137ZM142 210V209H141ZM148 210V209H147ZM146 210V211H147ZM62 211V210H61ZM67 213L64 214L63 216H61V214H59V220L61 222H66L67 224H69L70 221V213H68V209L66 208ZM70 211V210H69ZM92 211V210H91ZM136 211V210H135ZM134 211V212H135ZM153 211V210H152ZM170 211V210H169ZM15 212V211H14ZM41 212V211H40ZM48 212V211H47ZM54 212V211H53ZM56 212V211H55ZM64 212V210H63ZM75 212V211H74ZM80 212V211H78ZM140 213L142 211L138 210L136 211V213ZM253 212V211H252ZM30 213V210H29ZM43 213V212H42ZM46 212H44L45 214ZM61 213V212H60ZM86 213V211H85ZM92 213V212H91ZM97 213V212H96ZM135 213V214H136ZM138 213V214H139ZM143 213V212H142ZM171 213V211H170ZM169 213V214H170ZM13 214V213H11ZM16 214V213H15ZM32 214V213H31ZM36 214V213H35ZM43 214V215H44ZM48 214V213H47ZM46 214V215H47ZM94 214V213H93ZM133 214V213H132ZM145 214V213H144ZM148 214V213H147ZM172 214V213H171ZM180 214V213H179ZM3 215V214H2ZM14 215V214H13ZM18 215V214H17ZM26 215V214H25ZM49 215V214H48ZM78 215V214H77ZM82 215V214H81ZM137 215V214H136ZM6 216V215H5ZM23 216V215H22ZM30 216V214H29ZM55 216V214H54ZM138 216V215H137ZM140 216V215H139ZM145 216V215H144ZM147 216V215H146ZM145 216V217H146ZM171 217H173L172 215H170ZM182 216V215H181ZM260 216V214H259ZM262 216V215H261ZM35 217V216H34ZM45 217V216H44ZM48 217V216H47ZM45 217V218H47ZM149 217V216H148ZM41 218V217H40ZM79 218V217H78ZM77 218V219H78ZM82 219V217H80ZM99 218V217H98ZM143 218V216H142ZM182 218V217H180ZM25 219L28 220V218L25 217ZM86 220V218H83ZM100 219V218H99ZM98 219V220H99ZM139 219V218H137ZM148 219V218H147ZM260 219V218H259ZM7 220V219H6ZM12 220V219H11ZM39 220V219H38ZM44 220V219H43ZM46 220V219H45ZM74 220V219H73ZM84 220V221H85ZM102 220V219H100ZM103 220V221H104ZM128 220L126 222H128ZM141 220V219H140ZM256 220V219H255ZM261 220V219H260ZM33 221V220H32ZM42 221V220H41ZM40 221V223H41ZM49 221H51V219H49ZM58 221V220H57ZM59 221V222H60ZM131 221V220H130ZM263 221V220H261ZM36 222V221H35ZM39 222V221H38ZM44 222V221H43ZM52 222V221H51ZM56 222V221H55ZM72 222V220L70 221ZM77 222V221H76ZM75 222V223H76ZM79 222V220H78ZM122 222V221H121ZM124 222V223H126ZM183 222V221H182ZM258 222V221H257ZM21 223V222H20ZM19 223V224H20ZM29 223V222H28ZM3 224V223H2ZM1 224V225H2ZM18 224V223H17ZM35 225H37V223H34ZM42 224V223H41ZM40 224V225H41ZM44 224V223H43ZM73 224V222H72ZM99 224V223H98ZM102 224V223H101ZM115 224V223H114ZM123 224V223H121ZM130 225V222L127 223ZM178 224V223H177ZM182 224V223H181ZM4 225V224H3ZM57 225V223H56ZM96 225V224H95ZM124 225V224H123ZM126 225V224H125ZM164 225V224H163ZM258 225V224H257ZM19 226V225H18ZM33 226V225H32ZM46 226V225H45ZM45 226L43 225V227L45 228ZM71 226V225H70ZM78 226H80L78 224ZM92 226V225H91ZM90 226V227H91ZM94 226V225H93ZM101 226V225H100ZM99 226V227H100ZM104 226V225H103ZM116 226V224L114 225ZM133 226V225H132ZM136 224V227L139 228ZM183 226V225H181ZM11 227L12 224H11ZM35 227V226H34ZM37 227V226H36ZM42 227V226H41ZM49 227V226H47ZM97 227V226H96ZM160 228V226H158ZM180 227V226H179ZM262 227V225H261ZM261 227H259L260 229H262ZM3 228V227H2ZM66 228V227H65ZM102 228V226H101ZM115 228V227H114ZM119 228V227H118ZM156 228V227H155ZM163 228V226H162ZM160 228V229H162ZM200 228V227H199ZM246 228V227H245ZM264 228V227H263ZM18 229V227H17ZM20 229V228H19ZM37 229V228H36ZM51 229V228H50ZM54 229V228H53ZM76 229V228H75ZM97 229V228H96ZM107 229V228H106ZM105 229V230H106ZM120 229V228H119ZM118 229V230H119ZM125 229V228H124ZM159 229V230H160ZM230 229V228H229ZM236 229V228H235ZM1 230V229H0ZM8 231V229H6ZM11 230V229H10ZM42 230V229H40ZM49 230V229H47ZM60 230V229H59ZM94 230V229H93ZM100 230V229H99ZM103 229V233L105 231ZM111 232L112 230L109 229ZM117 230V231H118ZM126 230V229H125ZM128 230V228H127ZM141 230V229H140ZM232 230V229H231ZM4 231V230H3ZM13 231V230H12ZM33 231V230H32ZM46 231V230H45ZM54 230H51V232ZM58 231V230H57ZM63 231V230H62ZM81 231V229H80ZM97 231V230H96ZM102 231V229H101ZM116 231V230H115ZM164 231V229H163ZM172 231V230H170ZM181 231V230H179ZM198 231V230H197ZM261 231V230H260ZM1 232V231H0ZM5 232V231H4ZM42 232V231H41ZM50 232V231H49ZM68 232V231H67ZM106 232V231H105ZM108 232V231H107ZM106 232V233H107ZM111 232L108 234L110 235ZM166 232V231H165ZM174 232V230H173ZM171 233L172 236H174V233ZM235 232V231H234ZM255 232V231H254ZM8 233V232H7ZM21 233V232H19ZM44 233V232H43ZM42 233V234H43ZM120 233V232H119ZM124 233V231H123ZM126 233V232H125ZM132 233V232H131ZM192 233V232H191ZM244 233V231H243ZM261 233V232H260ZM259 233V234H260ZM25 234V233H23ZM33 234H35V232L33 231ZM32 234V235H33ZM42 234H40L42 236ZM47 234V233H46ZM53 234V233H52ZM56 234V233H55ZM101 234V233H100ZM136 234V233H135ZM174 234V235H173ZM15 235V234H14ZM49 234H47L48 236ZM51 235V234H50ZM70 235V234H69ZM106 235V234H105ZM123 235V234H121ZM120 235V236H121ZM246 235V234H245ZM1 236L5 237V235H3V233L1 234ZM0 236V237H1ZM17 236H20L17 235ZM22 236V235H21ZM36 236V235H35ZM53 236V235H52ZM76 235H74L73 237H75ZM85 236V234H84ZM101 236V235H100ZM114 237V235H112ZM112 236L111 239L113 238ZM118 236V235H117ZM115 234V237H117ZM254 236V235H253ZM255 236H258L255 234ZM260 236V235H259ZM8 237V236H7ZM24 237V236H23ZM45 238V235L42 236ZM51 237V236H50ZM49 237V238H50ZM62 237V236H61ZM78 237V236H77ZM75 237V238H77ZM119 237V236H118ZM132 237V236H131ZM134 237V236H133ZM177 237V235H176ZM180 237V235H179ZM231 237V236H230ZM10 238V237H9ZM31 238V236H30ZM40 238V237H39ZM44 238H42L44 240ZM48 238V237H47ZM46 238V240H47ZM48 238V239H49ZM59 238V237H58ZM101 238V237H100ZM105 238V237H104ZM108 238V237H107ZM107 238H105L104 240H106ZM123 239V236L121 237ZM172 238V237H171ZM260 238V237H259ZM2 239V237H1ZM24 239V238H23ZM26 239V237H25ZM24 239V240H25ZM33 239V238H32ZM35 240H37L36 238H34ZM111 239H109L110 241H112ZM173 239V238H172ZM182 239V238H181ZM186 239V238H185ZM190 239V238H189ZM188 239V240H189ZM224 239V238H223ZM255 239V238H254ZM3 240V239H2ZM7 240V239H6ZM20 240V239H19ZM22 240V239H21ZM20 240V241H21ZM27 240V239H26ZM41 240V239H40ZM64 240V239H63ZM94 240V239H93ZM124 240V239H123ZM162 240V239H160ZM4 241V240H3ZM48 241V240H47ZM58 241V240H57ZM71 241V240H70ZM114 241V240H113ZM117 241V240H116ZM176 241V239H175ZM259 241V240H258ZM10 245L12 243V241H10ZM14 242V240H13ZM23 242V241H22ZM42 242V241H41ZM44 242V241H43ZM53 242V241H52ZM59 242V241H58ZM73 242V241H72ZM107 242V241H106ZM165 244V241H162ZM178 242V240L176 241ZM187 242V241H186ZM231 242V241H230ZM238 242V241H237ZM5 243V241H4ZM9 243V242H8ZM26 243V242H25ZM24 244V246L28 245L27 243ZM40 243V242H39ZM48 243V242H47ZM50 243V242H49ZM55 244H57L56 242H54ZM53 243V244H54ZM101 243V241H100ZM137 243V242H136ZM172 242L170 241V244ZM258 243V242H257ZM15 246H17V242H15ZM51 244V243H50ZM64 244V243H63ZM95 244V243H94ZM106 244V243H105ZM104 244V245H105ZM149 244V243H148ZM163 244V246H164ZM170 246L169 243H166ZM186 244V243H185ZM5 245V244H4ZM11 245V246H12ZM101 245V244H100ZM151 245V244H150ZM156 245H159L158 243ZM234 245V244H233ZM242 245V244H241ZM259 245V244H258ZM10 246V248H11ZM14 246V245H13ZM12 246V247H13ZM21 246V245H20ZM21 246V247H24ZM30 246V245H29ZM62 246V245H60ZM152 246V245H151ZM162 246V245H161ZM225 246V245H224ZM237 246V245H236ZM254 246V245H253ZM66 247V246H65ZM135 247V246H134ZM172 247V245H171ZM174 247V246H173ZM176 247V246H175ZM226 247V246H225ZM235 247V246H234ZM239 247V245H238ZM15 247H13L14 249ZM20 248V247H19ZM18 248V249H19ZM45 248V247H44ZM52 248V247H51ZM55 248V247H54ZM148 248V247H147ZM146 248V249H147ZM153 248V247H152ZM152 248L150 250H152ZM166 248V247H165ZM241 248V247H240ZM25 249V247H24ZM28 249V248H27ZM33 249V248H32ZM67 249V248H66ZM72 249V248H71ZM74 249V248H73ZM76 249V248H75ZM103 249V247H102ZM101 249V250H102ZM148 249V251H149ZM172 249V248H171ZM170 249V250H171ZM227 249V248H226ZM238 249V248H237ZM2 250V249H1ZM26 250V249H25ZM35 250V249H33ZM32 250V251H33ZM44 250V249H43ZM79 250V249H78ZM87 250V249H86ZM99 250V249H98ZM105 250V249H103ZM257 250V249H256ZM3 251H5V248L3 249ZM48 251V250H47ZM69 251V250H68ZM84 251V250H83ZM88 251V250H87ZM147 251V252H148ZM169 251V250H167ZM177 251V250H176ZM7 252V250L5 251ZM3 252V253H5ZM9 252V251H8ZM18 252L20 253V250H18ZM25 252V251H23ZM21 252V253H23ZM29 252V251H28ZM37 252V251H36ZM52 252V251H51ZM82 252V251H81ZM86 253V251H84ZM83 252V253H84ZM96 252V251H95ZM153 252V251H150ZM162 252V251H161ZM160 252V253H161ZM172 252V251H171ZM233 252V251H232ZM1 253V252H0ZM15 253V251L13 252ZM34 253V252H33ZM44 253H46L44 251ZM54 253V252H52ZM73 253V252H72ZM89 254H91L90 252H88ZM145 253V252H144ZM159 253V254H160ZM164 253V252H163ZM167 253V252H166ZM264 253V252H263ZM9 255V253H7ZM25 254V253H24ZM67 254V253H66ZM65 254V255H66ZM148 254V253H146ZM224 254V253H223ZM2 255V254H1ZM31 255V254H30ZM29 255V256H30ZM35 256V253L33 254ZM29 257V258H33L34 257ZM42 255V254H40ZM95 255V254H94ZM107 255V254H106ZM105 255V256H106ZM150 255V254H149ZM148 255V256H149ZM179 255V254H178ZM182 255V254H181ZM184 255V254H183ZM12 256V255H11ZM9 255V257H11ZM27 256V255H26ZM48 256V255H46ZM45 256V257H46ZM59 256V255H58ZM93 256V254H92ZM91 256V257H92ZM101 256V255H100ZM105 256L104 259H105ZM108 256V255H107ZM140 256V255H139ZM138 256V257H139ZM147 256V257H148ZM159 256V255H158ZM156 256V258L158 257ZM162 256V255H160ZM1 257V256H0ZM15 257V254H14ZM18 257V256H17ZM52 257V256H51ZM144 257V256H142ZM154 257V256H153ZM165 257V256H164ZM172 257V256H171ZM2 258V257H1ZM20 259V257H18ZM35 258L37 259L38 257L35 256ZM72 258V257H71ZM88 259V257H86ZM134 258V257H133ZM11 258L7 259L10 260ZM39 259V258H38ZM37 261H40L38 260ZM46 259H49V257ZM45 259V260H46ZM67 259V258H66ZM93 259V258H92ZM138 259V258H136ZM135 259V260H136ZM14 259L12 258V261ZM18 260V259H15ZM35 260V259H34ZM42 260V258H41ZM60 260V259H59ZM64 260V259H63ZM168 260V259H167ZM184 260V259H182ZM259 260V259H258ZM2 261V260H1ZM4 261V260H3ZM6 261V260H5ZM49 260H47L48 262ZM133 261V262H132ZM132 263H136L134 262V260H132ZM139 261V259H138ZM137 261V262H138ZM142 261V260H141ZM165 261V260H164ZM224 261V260H223ZM18 263H21L20 261H17ZM43 262V261H42ZM53 262V261H52ZM105 262V261H104ZM163 262V260H162ZM166 262V261H165ZM3 263V262H2ZM40 263V262H39ZM45 263V262H44ZM49 263V262H48ZM54 263V262H53ZM70 263V262H69ZM73 263V262H72ZM84 263V262H83ZM160 263V262H159ZM164 263V262H163ZM178 263V262H177ZM176 263V264H177ZM182 263V262H180ZM186 263V262H185ZM189 263V262H188ZM6 264V262H5ZM30 264V263H29ZM46 264V263H45ZM52 264V263H51ZM55 264V263H54ZM102 264V263H101ZM137 264V263H136ZM149 264V263H148ZM183 264V263H182ZM247 264V263H246Z\"/></svg>","mask_w":264,"mask_h":264}]
</instances>
